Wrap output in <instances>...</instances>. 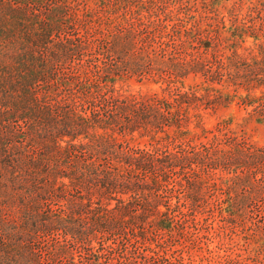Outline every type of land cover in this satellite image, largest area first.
Here are the masks:
<instances>
[{
  "label": "rangeland",
  "instance_id": "rangeland-1",
  "mask_svg": "<svg viewBox=\"0 0 264 264\" xmlns=\"http://www.w3.org/2000/svg\"><path fill=\"white\" fill-rule=\"evenodd\" d=\"M0 8V264H87L97 255L102 264H113L121 255L123 264H264V0H0ZM35 30L51 33L46 42L50 46L74 38L67 45L73 55L72 61L46 63L30 83V32ZM237 72L251 79L249 90L239 88L252 96L247 106L227 104L218 97L236 87ZM30 90L46 105L60 101L56 112L60 119L74 110L88 111L97 122L80 139L92 142L87 133L96 130L117 136L113 146L105 141L100 146L95 140L79 149L81 161L93 164L99 174L108 167L117 174L116 156L131 146L162 156L159 164L165 170H157L166 171L171 182L187 185L192 180L190 188L178 182L173 193L153 196L166 212L179 198L188 201L185 213L174 221L179 226L159 231L149 241L135 239L130 229L127 235L116 228H102L89 240L65 230L66 224L75 229L83 222L78 215L71 219L70 197L62 196L45 201L44 211L56 227L31 229L35 220L30 219V210H18L23 207L19 196L30 195V157H43L44 150L39 139L30 137L35 121ZM118 90L167 99L166 103L147 99V106L135 102L133 114L124 116L118 113L123 104ZM192 90L203 96L196 103L173 98ZM197 111L204 113L206 128L227 134L224 149L241 142L247 154L240 158L257 163L248 167L232 156L220 165L212 133L194 127ZM223 120L229 124L218 132L215 127ZM181 128L195 130L201 138L191 133L180 136ZM175 151L202 153L205 162L168 166V156ZM152 175L153 171H139L132 181L149 183ZM122 191L112 194V206L120 204L119 199L138 197L134 190ZM196 191L202 202L190 199V192ZM75 194L91 193L84 188ZM92 201V208L101 203L96 195ZM64 218L70 223L62 222ZM43 221L39 219V224Z\"/></svg>",
  "mask_w": 264,
  "mask_h": 264
},
{
  "label": "trees",
  "instance_id": "trees-1",
  "mask_svg": "<svg viewBox=\"0 0 264 264\" xmlns=\"http://www.w3.org/2000/svg\"><path fill=\"white\" fill-rule=\"evenodd\" d=\"M50 36V32L39 33V31L36 30L34 33L30 32V83L38 77V72L44 68L43 66H45L46 63H49L50 61L53 62V60L72 61V49L67 48V45L68 43H73L72 41H74V38L66 37L65 39H60L50 46L49 43H46ZM76 39L80 40V37H76ZM41 42H45V44L42 45L44 49L38 50L37 47L41 46ZM42 61L44 62V65H42ZM234 76L235 77L233 79L236 87L232 89V91L228 90L222 92L218 97L222 98L223 102H226L227 104L236 101L240 105L244 104L247 106L250 104L248 99L252 96L250 92L246 94L240 93L239 88L243 86L249 90L250 87H247L246 85L251 83V79L247 74L240 72L235 73ZM244 77H247L246 82H244ZM73 79L75 80V77H73ZM57 82L60 83L59 80H57ZM262 83L264 84V81ZM85 84L88 88L92 87V83L89 81ZM211 87L213 88L212 90H216V87ZM202 89L211 91L208 86H204ZM118 93L119 98L122 99L123 103L118 109V113H121L124 116H128L129 113L133 114L135 110L132 107L136 106L134 104L135 102H139L147 106V99L156 98L153 96L146 97L145 95L138 96L135 94H124L119 92V90ZM172 93L173 92H170V95ZM37 95V93L30 90V115L35 120L32 121V127H30V137L34 140L39 139L43 144L44 156L30 157V195H20L19 203L22 204L21 207H23H18L20 212L30 210V219L35 220L30 224L31 229L40 231L42 226L50 229L52 227H56V223L51 221L52 217L47 215L44 211V208H46L45 201L53 198L61 199L62 196L63 198L70 197L67 210L71 213V219H74L76 215H78L80 221L83 222L80 227H75V229L69 224H66L65 230L68 233L86 235L89 240H91V236H96L97 232L101 231L102 228L103 231L116 228L123 230L127 235L129 234L128 230L130 229L135 239L140 240L143 238L149 241L154 238L153 236L157 237L159 231H173L179 226L176 224L177 222L174 223V221L176 220L177 215H183L185 213L184 208L187 207L188 201H183L179 198L174 203L173 207H168L166 212L165 210H161L159 208L161 203H156L153 196L156 195V197H160L162 191H165L166 193H173L177 189L178 182L185 188L189 187V185L191 187L194 185L192 180L189 179V181H187V185L180 180L177 183L176 181L175 183L173 181L171 182L170 179H168L170 177L166 171L160 172L157 170V167H163V170H165V165L161 166L159 164V162L164 161L162 156L155 154L152 151L138 149L131 146H128V149L117 154L116 157L118 158V165L114 166L118 169L117 174L113 171V167L104 168L99 174L97 169L92 167L93 164L87 162L84 158L81 161L82 150L79 149L88 145L92 146V144L95 143V140L99 143V145L101 142L105 141L104 144L113 146L116 144L115 141H117V136L110 131L99 132L96 130L93 133H87L88 137L92 139V142L80 139L79 137L84 134V130L87 131L89 126L97 122L93 121L94 119L92 115L88 114V111L85 110H74L69 112L68 115H62L63 118L60 119L59 116L56 115V112L59 110L60 101H58V104L55 105H46ZM202 97L203 96L198 95L196 91L192 90L177 93V95H174L173 98L182 102L196 103ZM105 98L108 100V97ZM166 99L167 98H165V96L158 99L156 98V100H160L163 103H166ZM76 105L78 107L79 104L77 103ZM81 107H84V103ZM193 115L196 118V124L194 127L196 129L200 128L204 134L208 135L209 132L212 133V139L217 142V150L220 153V156L217 158V162L220 165L229 161V157L232 156L235 157L232 158L234 159L233 161L239 160L241 164L248 167L257 163L256 161H251L250 159L240 158L241 156L247 154L241 142H236L229 149H224L221 144L227 134L224 133L220 136L217 132H215V129L206 128L204 126L205 115L201 111H197ZM66 117H68V120H64ZM110 117L115 120L117 119L116 115H111ZM228 124V120H223L218 122L215 128L218 132H222ZM134 127L135 125H132L130 129L135 130ZM190 133L192 135H196L198 138H201V134L199 132H195V130L190 128H181L179 135H189ZM168 158L169 159L166 164H170L168 166L171 167H178L181 163H194L200 160L205 162L203 160L205 159L204 155L199 152L195 155H190L186 151H175L170 152ZM63 167L72 168L64 169ZM143 170L153 171L151 181L149 183L132 181L135 173L139 174V171ZM93 174L95 175L93 176ZM65 178L68 180L66 181ZM219 178L225 181L229 180L228 177L221 176ZM240 179H242V177H240ZM84 188L91 194L88 196L85 195V197H82L84 195L75 194L76 189L80 190ZM125 189L136 191V194H138L136 200L134 201L130 198L127 200L119 199L120 204L112 206V203H110V199L113 196L112 194L119 190L124 192L122 190ZM150 189H154L156 192L152 193L150 192ZM262 191L257 190L256 192L263 193ZM190 193V199L192 201L202 202L203 197L198 191H196V193ZM93 195H96L101 203H99L97 207L92 208L91 204L93 202ZM225 199L226 198L223 200ZM220 201L221 200H218V202ZM206 202L211 203L210 200H207ZM227 202L229 206L234 205V202L231 199H228ZM133 203H135V205ZM241 203H244V201H241ZM131 206L135 208L139 207L143 210L138 212L137 209H134L135 211H132ZM47 207H50V205L47 204ZM50 210L51 209H46V212ZM171 211L173 212L171 213ZM2 212L3 207L0 206V221L3 218ZM164 213H168V218L161 217ZM152 216L154 217L151 219L150 217ZM39 219L44 220L43 225L39 224ZM61 221L70 223L67 218H64ZM124 256L125 255H121L117 262H114L113 264H123L124 262H121V259H123ZM89 260L90 261L87 264H102L100 255H97V259L92 258ZM73 264H80V262L74 261Z\"/></svg>",
  "mask_w": 264,
  "mask_h": 264
}]
</instances>
